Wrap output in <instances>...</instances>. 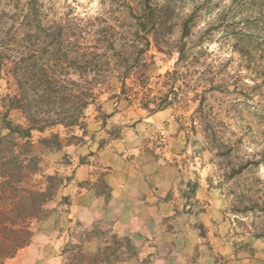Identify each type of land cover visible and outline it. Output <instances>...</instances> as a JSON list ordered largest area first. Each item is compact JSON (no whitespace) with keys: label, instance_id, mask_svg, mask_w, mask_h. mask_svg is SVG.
Masks as SVG:
<instances>
[{"label":"rangeland","instance_id":"rangeland-1","mask_svg":"<svg viewBox=\"0 0 264 264\" xmlns=\"http://www.w3.org/2000/svg\"><path fill=\"white\" fill-rule=\"evenodd\" d=\"M31 1L0 0V133L8 136L7 121L43 125L20 142L40 159L32 181L52 196L29 243L2 264H148L145 240L113 231L103 214L73 215L58 243L41 226L67 210L62 189L81 163L96 168L77 186L108 193L98 154L123 139L132 148L136 135L149 157L183 173L180 196L223 201L230 250L212 245V263L264 264V76L246 56L243 0ZM91 78L102 82L89 96Z\"/></svg>","mask_w":264,"mask_h":264},{"label":"crops","instance_id":"crops-1","mask_svg":"<svg viewBox=\"0 0 264 264\" xmlns=\"http://www.w3.org/2000/svg\"><path fill=\"white\" fill-rule=\"evenodd\" d=\"M139 125H145L149 137V118ZM141 139L136 135L132 148L131 141L123 139L116 144L117 150L98 154L96 164L107 170L106 194L97 193L91 185L77 186L78 181L91 179V170L96 168L87 162L79 164L74 170V184L62 189L70 197L67 210L52 211L41 223L42 228L54 234L58 243L65 237L60 226L71 223L73 215L83 214L86 222H91L103 214L102 220L111 222L113 231L126 227L133 242L145 240L148 264H217L212 263V245L222 254L230 250L222 242L228 230L221 215L223 201H201L200 190L189 198L180 196L183 173L162 167L159 160L149 157V141ZM217 242L220 244L216 246ZM244 262L242 258L235 264Z\"/></svg>","mask_w":264,"mask_h":264},{"label":"trees","instance_id":"trees-1","mask_svg":"<svg viewBox=\"0 0 264 264\" xmlns=\"http://www.w3.org/2000/svg\"><path fill=\"white\" fill-rule=\"evenodd\" d=\"M34 2L35 0L31 1ZM243 7L246 56L252 66L251 70L264 76V68L259 67L261 61L264 63V0H243ZM88 59L86 68L92 72L98 67L97 60ZM0 68L1 72L4 68L1 62ZM31 76V81H34L35 72L31 73ZM52 81L53 77L50 75L44 80L47 84ZM101 82L98 78L90 79L89 96L92 94V87ZM254 88L256 89V86ZM14 98L17 99V96ZM69 118L66 124H73L78 116L73 114ZM6 124L9 128L11 125L8 136L5 138L6 134L0 133V264L29 243L33 234L32 226L42 216L44 206L52 196L49 186L38 185L32 181V176L39 169L40 159L32 153L29 141L20 142V139L30 136L31 130H42L43 125H30L23 129L20 125H12L11 121H7ZM9 140L13 143L7 152L1 144ZM27 146H30V151L26 153L17 150ZM46 179L47 183L51 176H47Z\"/></svg>","mask_w":264,"mask_h":264}]
</instances>
